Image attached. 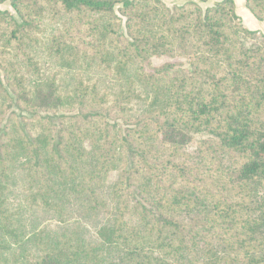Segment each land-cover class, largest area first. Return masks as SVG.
Returning a JSON list of instances; mask_svg holds the SVG:
<instances>
[{
	"label": "trees",
	"instance_id": "obj_1",
	"mask_svg": "<svg viewBox=\"0 0 264 264\" xmlns=\"http://www.w3.org/2000/svg\"><path fill=\"white\" fill-rule=\"evenodd\" d=\"M4 2L0 264H264V42L234 1Z\"/></svg>",
	"mask_w": 264,
	"mask_h": 264
},
{
	"label": "rangeland",
	"instance_id": "obj_2",
	"mask_svg": "<svg viewBox=\"0 0 264 264\" xmlns=\"http://www.w3.org/2000/svg\"><path fill=\"white\" fill-rule=\"evenodd\" d=\"M163 4H165L167 7H172V6H181L187 2H194L197 3L202 10H205L208 7H212L214 4L222 1V0H206V2L204 3H200L199 0H160ZM234 4H235V12L236 15L238 16L240 23L242 24V26L244 28H246L248 31H250L251 35L250 37L244 41V45L246 47H255L257 45H259L260 43L264 42V23L262 22H258L257 20H255L252 15L247 11V9L245 8L244 5V0H233ZM0 11H6L8 12L15 20H17L19 22V19L16 17L15 13L13 12V10L10 7V4L8 2H4L2 4H0ZM115 13L116 15L119 17L120 19V28H119V33L122 34L123 36H125V28H124V23H125V19L123 17H121L118 13V9L115 8ZM166 62H175V63H182L183 68H187V61L184 60H175L172 61L169 58L166 57H162L160 59H152L151 63H150V67L147 69L148 70H156L158 69L163 63ZM177 68H179L177 66ZM14 111L15 108H13ZM17 112V111H16ZM61 115H69L65 114V113H51L48 116L51 117L53 120H55L54 117H58ZM53 123H56V121H53ZM208 136L206 134H198V135H194L193 136V141L192 143L186 148V150L189 153H193L195 148H196V143L203 139V138H207Z\"/></svg>",
	"mask_w": 264,
	"mask_h": 264
}]
</instances>
